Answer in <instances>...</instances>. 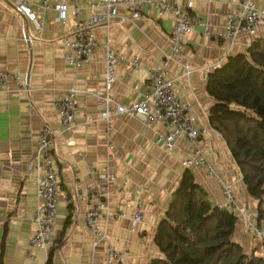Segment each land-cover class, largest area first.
Masks as SVG:
<instances>
[{"label": "crops", "instance_id": "1", "mask_svg": "<svg viewBox=\"0 0 264 264\" xmlns=\"http://www.w3.org/2000/svg\"><path fill=\"white\" fill-rule=\"evenodd\" d=\"M252 1L256 7H264V0ZM177 2L181 7L190 2L193 14L207 21L212 31L221 32L235 0ZM32 8L38 15V8ZM128 13L129 9L122 7L108 27L93 29L96 43L90 60L74 68L62 59L61 46L62 37L70 36L74 29L71 15L59 25L49 11L42 17L41 28L36 29L14 11L12 0H0V71L15 73L23 83L18 89L12 79H7L0 89V264H46L49 250L50 264H145L158 254L153 243L155 225L184 168L181 162L188 154V144L178 138L171 151L166 152L154 140L162 132L160 123L151 122L146 127L125 115L114 116L106 131L94 97L85 92L103 88L100 75L104 53L100 43L104 37L123 59L139 56L135 68H128L123 60L115 65V80L109 93L120 103L135 101L145 92L147 68L169 51L171 13L157 16L154 8L143 7L131 21L127 20ZM257 37H264V23H257L253 37L241 35L232 44L203 36L200 25L180 36L179 63L168 61L167 77L179 76L173 81L174 91L191 105L196 126H209L211 100L205 92V80L210 66L219 65L227 54L244 52L246 44ZM181 63L189 64L188 74H183ZM70 86L78 90L76 126L61 132L51 101ZM87 118L91 121L87 122ZM42 123L53 133L58 183L56 214L47 249H32L29 258L25 249L35 229V195L33 181L25 179L24 166L34 152ZM199 145L212 166L232 183L239 209L256 212V201H251L245 192L222 138L209 130L201 136ZM189 169L210 201L221 204L223 198L216 179L203 168ZM102 172L111 174L113 179L100 180ZM140 185L144 186L140 214L131 230L129 215L134 209V189ZM74 188H79L81 195L75 196ZM84 189L90 194L84 193ZM96 189L104 192L105 202L97 226L106 234L111 247L122 255L119 260L108 254L105 242L93 245L94 237L84 227L83 216L95 201L91 193ZM114 211L128 216H113ZM259 221L264 225V213ZM251 237L237 217L232 238L248 248ZM259 247L264 252L263 246Z\"/></svg>", "mask_w": 264, "mask_h": 264}, {"label": "built area", "instance_id": "2", "mask_svg": "<svg viewBox=\"0 0 264 264\" xmlns=\"http://www.w3.org/2000/svg\"><path fill=\"white\" fill-rule=\"evenodd\" d=\"M33 6L38 8V15L33 10ZM12 7L16 13L30 21L36 29L41 28L42 17L49 11L53 12L52 19L59 25L65 22L68 15H71L74 20V29L70 36L62 37L61 46L62 59L68 66L74 68L90 60L96 43L93 29L108 27L122 7L129 9L127 17L129 21L138 17L143 7L154 8L157 16H161L165 12L171 13L173 24L169 34L170 49L147 68L146 89L137 100L125 104L114 101L110 96L109 89L115 80L114 68L117 61L123 60L128 68H135L139 62V56L133 55L129 59H123L109 46L107 37H104L100 43L104 53L103 70L100 75L103 88L85 92L94 97L98 117L105 123L106 131L114 116L125 115L138 119L146 127H149L151 122L160 123L162 132L156 134L154 140L155 143L162 145L166 152L171 151L176 139H185L188 144V154L182 160V166L184 168H203L208 176L216 179L223 198L222 203L216 205L230 210L236 217H239L246 231L252 237L264 240V225L259 221L256 212L239 209L232 183L212 166L201 150L199 145L201 136L209 130L218 133L210 126L198 127L195 125L191 105L181 100L173 88V81L179 76L168 78L166 70L168 61L174 60L179 63L180 36L193 31L195 25H200L201 34L212 41L222 40L232 44L241 35L254 36L257 23H264V7H256L252 0H235L233 9L225 18L221 32L212 31L207 21L193 14L190 10V2H187L185 7H181L177 0H12ZM181 66L183 74H188L189 64L181 63ZM215 66L217 64H212L210 70ZM7 79H12L18 89L23 87L18 75L0 71V89ZM77 93L78 90L70 86L64 89L59 97L51 101L61 132H69L76 126ZM89 121L91 118H87V122ZM52 145V130L46 123H42L34 152L24 166L25 179L33 181L35 195V208L32 213L35 229L28 239L25 249V255L29 258L32 257V249H47L50 242L51 225L56 214L58 183ZM99 179L104 181L113 179V176L102 172L99 174ZM143 188L144 186L140 185L134 189V209L129 215L131 230H134L135 221L139 218L140 193ZM83 192L87 195L90 194L88 189H84ZM81 193L79 188L73 189L75 196H79ZM91 194L95 201L89 205L83 216L84 227L94 237L93 245L97 241L105 242L108 254L115 260H119L122 255L111 247L106 234L100 231L97 226L98 218L105 208L104 192L96 189ZM112 215L128 216L123 211H114Z\"/></svg>", "mask_w": 264, "mask_h": 264}, {"label": "trees", "instance_id": "3", "mask_svg": "<svg viewBox=\"0 0 264 264\" xmlns=\"http://www.w3.org/2000/svg\"><path fill=\"white\" fill-rule=\"evenodd\" d=\"M211 100L207 122L224 141L248 196L264 213V37L252 38L244 52L227 54L206 73ZM237 217L218 207L183 168L157 221L158 254L145 264H264V240L244 247L232 238ZM51 250L46 264H50Z\"/></svg>", "mask_w": 264, "mask_h": 264}, {"label": "rangeland", "instance_id": "4", "mask_svg": "<svg viewBox=\"0 0 264 264\" xmlns=\"http://www.w3.org/2000/svg\"><path fill=\"white\" fill-rule=\"evenodd\" d=\"M250 198H251V201H256L254 198H252V197H250ZM261 206L264 207V199L262 201V205ZM251 241L253 243L258 244V245L261 243V239H258V238H255V237H251ZM258 248H260V247L258 246ZM263 248H264V246H263Z\"/></svg>", "mask_w": 264, "mask_h": 264}]
</instances>
